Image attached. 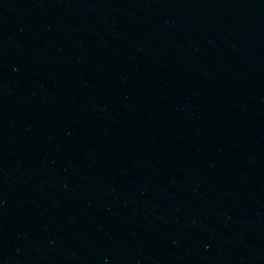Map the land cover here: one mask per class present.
Here are the masks:
<instances>
[{
    "label": "water",
    "instance_id": "obj_1",
    "mask_svg": "<svg viewBox=\"0 0 264 264\" xmlns=\"http://www.w3.org/2000/svg\"><path fill=\"white\" fill-rule=\"evenodd\" d=\"M0 264H264V0H0Z\"/></svg>",
    "mask_w": 264,
    "mask_h": 264
}]
</instances>
